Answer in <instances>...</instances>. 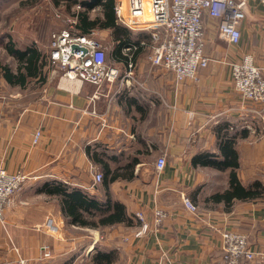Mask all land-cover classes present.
I'll return each mask as SVG.
<instances>
[{"label":"crops","instance_id":"obj_1","mask_svg":"<svg viewBox=\"0 0 264 264\" xmlns=\"http://www.w3.org/2000/svg\"><path fill=\"white\" fill-rule=\"evenodd\" d=\"M244 12L237 44L203 14L208 62L196 79L176 81L171 70L153 64L149 31L128 28L125 45L110 29L93 30L118 71L114 81L96 86L56 69L25 90L0 79V167L27 175L0 222V264L18 256L27 264H93L96 247L112 251L109 264H227L220 249L224 230L245 234L255 252L237 264H264V193L215 201L211 195L228 188L230 169L192 163L200 153L222 160L219 144L229 137L240 184L264 185V102L243 99L230 73V63L250 54L264 75V5L247 0ZM160 155L166 163L157 172ZM101 160L110 170L134 162L132 177L107 187L96 183L93 170L104 175ZM54 181L102 202L108 193L131 223L96 228L71 222L59 197L47 191ZM184 195L195 212L185 207ZM156 210L164 213L159 223ZM143 223L146 231L136 236Z\"/></svg>","mask_w":264,"mask_h":264},{"label":"built area","instance_id":"obj_2","mask_svg":"<svg viewBox=\"0 0 264 264\" xmlns=\"http://www.w3.org/2000/svg\"><path fill=\"white\" fill-rule=\"evenodd\" d=\"M264 5V0H257ZM247 0H116L115 20L118 24L132 30H148L152 39L150 61L171 70L176 81L196 79V71L206 66L208 57L203 52L202 16L217 19L220 36L229 43L237 44L240 39L239 24L244 19ZM76 9H82L75 4ZM93 10V9H92ZM65 26L50 33L47 45L48 65H53L69 78L101 86L114 81L118 76L116 68L107 63L106 46L94 35V31L80 34L74 28L75 17L65 15ZM74 46V47H72ZM133 46L124 50L130 51ZM52 66V67H53ZM129 66L131 64L129 63ZM230 73L234 87L239 95L248 101L264 102V75L255 65L250 54H244L238 61L230 63ZM40 130H36L32 142L36 143ZM164 155L156 158L157 172L164 168ZM94 181L101 182L102 173L93 170ZM22 171L10 173L0 167V222L5 207L26 180ZM185 207L195 212L197 206L183 196ZM142 219V217L137 214ZM164 213L155 211V222L159 223ZM147 225L143 223L135 232L144 233ZM221 257L227 264H237L241 259H254L255 252L247 237L241 232L224 230L221 232ZM44 255H48L45 251ZM14 264H27L26 259L18 258Z\"/></svg>","mask_w":264,"mask_h":264},{"label":"trees","instance_id":"obj_3","mask_svg":"<svg viewBox=\"0 0 264 264\" xmlns=\"http://www.w3.org/2000/svg\"><path fill=\"white\" fill-rule=\"evenodd\" d=\"M55 5H63L66 15L75 17L74 28L80 34L89 33L95 29H110L112 35L123 36V45L129 42V28L119 25L115 20L114 4L115 0H51ZM61 3V4H60ZM72 4H79L82 9H73ZM98 8L94 14H90L93 8ZM8 40L3 44L5 52L14 59L15 65L12 67L8 63L0 61V79H3L8 85L18 87L20 90L28 89L34 85L41 84L46 76L48 60L47 51L44 52L35 44H27L20 48L11 37L6 36ZM1 41V38H0ZM222 160H218L212 153H200L194 156L192 163L202 166H212L219 169L229 168L228 188L221 192L211 195L215 201H229L231 198H249L254 199L264 193V185L259 181H254L248 186H242L236 175L238 167V157L231 144V139L225 138L219 144ZM104 175L102 185L107 187L110 181L117 178L129 179L132 177L134 162H128L123 166L110 170L105 162L100 161ZM47 191L55 193L60 200L61 208L66 217L71 222L90 227L101 228L117 223L130 224L131 219L126 214L122 203L114 200L108 193L105 194L104 201L87 194L79 188L68 187L62 182L54 181L47 184ZM96 212L98 218L93 219ZM87 213L88 219L84 217ZM95 218V217H94ZM112 251L95 248L92 255L93 264H109L112 259ZM241 259L240 261H246Z\"/></svg>","mask_w":264,"mask_h":264},{"label":"rangeland","instance_id":"obj_4","mask_svg":"<svg viewBox=\"0 0 264 264\" xmlns=\"http://www.w3.org/2000/svg\"><path fill=\"white\" fill-rule=\"evenodd\" d=\"M73 9L76 7L72 4L70 10ZM65 15L63 5H55L51 0H0V61L12 67L15 65L14 59L3 48L8 40L6 36L11 37L17 47L33 43L46 52L50 33L65 26ZM94 35L102 41L97 31ZM52 66L48 65V70H59Z\"/></svg>","mask_w":264,"mask_h":264},{"label":"water","instance_id":"obj_5","mask_svg":"<svg viewBox=\"0 0 264 264\" xmlns=\"http://www.w3.org/2000/svg\"><path fill=\"white\" fill-rule=\"evenodd\" d=\"M72 47H74V46H72Z\"/></svg>","mask_w":264,"mask_h":264}]
</instances>
